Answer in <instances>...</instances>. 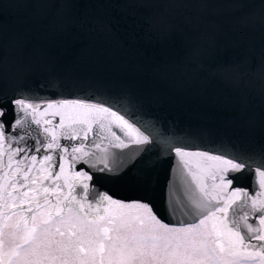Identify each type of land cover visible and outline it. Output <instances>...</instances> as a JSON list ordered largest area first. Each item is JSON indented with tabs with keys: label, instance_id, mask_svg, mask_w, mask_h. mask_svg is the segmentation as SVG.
<instances>
[{
	"label": "snow or ice",
	"instance_id": "6c2138e0",
	"mask_svg": "<svg viewBox=\"0 0 264 264\" xmlns=\"http://www.w3.org/2000/svg\"><path fill=\"white\" fill-rule=\"evenodd\" d=\"M259 3L256 13L249 10L250 0H137V6L151 10L137 35L162 54L177 44L181 52L175 66L166 56L153 57L149 66L161 75L179 74L205 92L212 85L223 87L227 119L249 133L205 147V127H189L183 134L172 125L164 128L147 117L127 85L113 91L110 85L89 84V94L74 95L83 81L60 74L55 49L33 32L39 26L75 46L85 32L112 35L111 22L94 25L77 11L79 0H16L23 13L20 26L9 31L0 22V79H7L10 60H34L42 72L32 82L29 66L11 94L0 92V154L7 153V168L16 165L13 192L0 191V207L8 209L0 212L5 221L0 264H264V46L246 50L238 60H215L224 42L239 46L245 33L264 29V0ZM51 90L52 96L41 94ZM257 129L259 138L251 135ZM29 137L35 153H47L39 169L37 155L14 159L27 149L13 144ZM61 138L79 143L62 145ZM200 148L205 150H191ZM65 165L73 169L71 176ZM34 170L40 175L30 176ZM16 172L22 174L19 180ZM161 172L167 176L165 205L174 226L148 199L161 184ZM244 177L251 178L254 194L240 186ZM97 182L124 184L141 195L126 202ZM112 207L134 209L136 215L130 220L125 213H110Z\"/></svg>",
	"mask_w": 264,
	"mask_h": 264
},
{
	"label": "water",
	"instance_id": "95a60500",
	"mask_svg": "<svg viewBox=\"0 0 264 264\" xmlns=\"http://www.w3.org/2000/svg\"><path fill=\"white\" fill-rule=\"evenodd\" d=\"M249 10L259 13L261 11L259 0H250ZM77 11L82 16L86 15L92 18L94 25L105 21L111 22L113 25L112 35L97 34L95 30L92 34L85 32L73 46L71 42L65 43L59 38L43 32L39 26L33 30L36 39L55 49L54 59L57 71L62 75L74 74L83 81L82 88L73 90L74 95L89 94L92 91L89 84L110 85L113 91L118 90L120 85H127L134 96L143 103L147 117L157 121L164 128L172 125L177 133L183 134V130L189 127H205L208 130V135L203 139L205 147H211L214 141L218 142L222 138L238 139L249 135L246 130H242L227 119V93L223 87L212 85L205 92L202 86L195 82L190 83L179 74L161 75L149 66L153 57L156 60H161L165 56L173 62L172 66H175L174 62L181 55L178 44L168 47L162 54L158 47L148 46L137 35L144 26V21L151 12L150 9L137 6V0H102V2L101 0H79ZM22 17L23 13L17 7L16 0H3V3L0 4V22H3L9 31H14L20 26L19 21ZM261 46H264V29L257 28L255 31L245 33L239 46L234 45L231 41L224 42L215 55V60L221 62L238 60L246 50L252 49L258 52ZM80 52L83 54L78 55ZM142 64L144 68L139 70V66ZM29 66L32 70V82H35L37 78H40L42 72L36 61L17 64L15 60H10L7 79H0V92L7 91L11 94L12 89L16 87L17 79L23 76ZM52 91L54 90L41 94L52 96ZM38 118L43 120L50 117ZM58 120V117L53 120V126ZM251 135L259 138L260 130L257 129ZM32 136L40 138L38 132H33ZM89 139H92L91 135ZM60 143L70 145L78 144L79 141H66L61 138ZM23 144L30 146L33 149L31 152H34L35 140L32 137H29ZM15 145L13 144V146ZM17 147H24V145ZM70 151L71 148H69ZM56 159L57 164L61 162L58 156ZM65 167L70 176L73 169L68 168L67 165ZM80 167L81 165H77L75 170H79ZM55 171H58V168ZM166 179V173L161 172V184L149 194L148 199L152 201L155 206L154 210L159 217L164 222L172 224L165 205L164 182ZM250 179L249 177L241 179L240 186L250 187ZM98 183L123 200H133L141 195L134 188L124 184ZM3 188L4 184H0V189Z\"/></svg>",
	"mask_w": 264,
	"mask_h": 264
},
{
	"label": "flooded vegetation",
	"instance_id": "af4514ba",
	"mask_svg": "<svg viewBox=\"0 0 264 264\" xmlns=\"http://www.w3.org/2000/svg\"><path fill=\"white\" fill-rule=\"evenodd\" d=\"M30 151H31V150H30ZM30 151H26L25 153H26V155L29 156V157H30L31 155H37V164L35 165V169H39V168L41 167V165L39 164V160L42 159V157H43L42 154L45 153V152L35 153V151H34V152H30ZM52 154L54 155V158H55V154H54V153H52ZM24 156H25V154H24ZM15 171H16V166L12 167V168L8 171V173H9V177L0 178V184H4V188L1 189L0 191H3L4 189H6L7 191H9V189H10L9 187H10V185H11V183H12L11 173H12V172H15ZM31 174H32V175H36V176H39V175H40V173H39L38 171H35V170H34V172L31 173ZM31 174H30V176H31ZM2 175H3V173L0 174V176H2ZM21 175H22L21 173L16 172L15 179L19 180ZM70 176H71V175H70ZM49 183H50L49 181H45V182H44L45 185H48ZM60 183L63 184V180H61ZM17 187L19 188V185H17ZM33 187H34V186H33ZM102 190H103V189H102ZM248 190H249V189H248ZM258 190H259V189H258V187H257L256 191H258ZM20 191H22V192H23V191H27V188H21ZM63 191L66 193L68 190L65 188ZM11 192H13V189H12ZM79 193H80V189L77 188V192H76V194H77L78 198H79ZM13 194L15 195V193H13ZM250 194H254V192H253V193H250ZM41 199H42V198H41ZM50 199H52V200L54 201V200H55V197H50ZM89 200H91V195L89 196ZM124 201L127 202V200H124ZM16 202L19 203V200H17ZM8 203L11 204V203H12V200H9ZM0 204H2V201H0ZM28 207H29V205H28L27 203H24V204L22 205V209L25 211V215H29V214L26 212V209H27ZM114 208H115V207L110 208V209H109V212L111 213L112 209H114ZM126 210H127V209H126ZM6 211H8V209L3 208V207H0V212H6ZM12 211H17V209H12ZM118 212H121L120 209L115 208V213H114V214H118ZM125 214H126V216H127L128 219H132V218L136 215V210H134V211H129V209H128V211L125 212ZM16 219H17V217H13L12 221H9V223L14 222ZM4 222H5V221H4V217H3V216H0V225H2ZM250 222H251V221H250ZM137 223H138V221H137ZM138 225H139V224H138ZM170 226H174V225H171V224H170Z\"/></svg>",
	"mask_w": 264,
	"mask_h": 264
},
{
	"label": "bare ground",
	"instance_id": "6f19581e",
	"mask_svg": "<svg viewBox=\"0 0 264 264\" xmlns=\"http://www.w3.org/2000/svg\"><path fill=\"white\" fill-rule=\"evenodd\" d=\"M24 154H25V156H27L26 155V153H20L17 157H15L14 159L15 160H19L21 157H23L24 156ZM45 154H47V153H43L42 155H45ZM0 161H2V163H0V174H2V173H4V170H7V163H8V155H7V153L5 152V153H3V154H0ZM14 166H16L15 164H14ZM10 170V169H9ZM31 174V173H30ZM32 175V174H31ZM0 178H2V176H0ZM10 189H9V192H11L12 191V188L11 187H9Z\"/></svg>",
	"mask_w": 264,
	"mask_h": 264
},
{
	"label": "rangeland",
	"instance_id": "374dc122",
	"mask_svg": "<svg viewBox=\"0 0 264 264\" xmlns=\"http://www.w3.org/2000/svg\"><path fill=\"white\" fill-rule=\"evenodd\" d=\"M120 211H121V212H118V214H119V213H125V212L128 211V209H127V210H126V209H120ZM129 211H134V209H129ZM111 213H113V214L115 213V208L112 209ZM126 218H127V216H126ZM130 220H131V219H130ZM132 223H133V227H134V228L139 226L138 223H137V221H135V220H133ZM144 227H145V228L149 227V225L147 224V222L145 223Z\"/></svg>",
	"mask_w": 264,
	"mask_h": 264
}]
</instances>
